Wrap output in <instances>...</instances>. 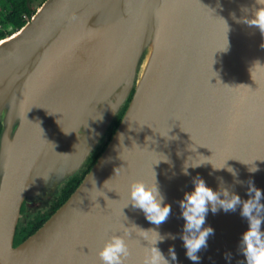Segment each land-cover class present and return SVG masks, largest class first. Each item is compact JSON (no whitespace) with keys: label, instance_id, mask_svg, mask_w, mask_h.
Masks as SVG:
<instances>
[{"label":"water","instance_id":"1","mask_svg":"<svg viewBox=\"0 0 264 264\" xmlns=\"http://www.w3.org/2000/svg\"><path fill=\"white\" fill-rule=\"evenodd\" d=\"M260 7L256 0H45L1 39L0 264H103L98 252L113 235L129 246L126 264H143L156 239L151 230L176 236L155 245L170 264H246L240 206L208 211L203 227L213 234L194 262L180 239L179 202L197 176L242 200L249 181L264 194V34L244 22ZM130 96L77 188L15 246L24 201L55 194ZM153 172L172 208L159 226L128 204L130 185L150 186Z\"/></svg>","mask_w":264,"mask_h":264},{"label":"clouds","instance_id":"2","mask_svg":"<svg viewBox=\"0 0 264 264\" xmlns=\"http://www.w3.org/2000/svg\"><path fill=\"white\" fill-rule=\"evenodd\" d=\"M256 3L262 7L255 11L253 18L245 19L244 22L249 26L257 27L264 34V0H256ZM224 167L215 169L219 170ZM226 170L234 176L236 175L235 170L231 167ZM258 170L256 167L249 168V172L252 173ZM184 174L188 175V172L185 170ZM193 185L192 191L186 192L179 202L181 216L185 221L180 239H182L183 246L186 249L187 258L198 262L200 258L197 253L207 247V239L213 234L211 227H203L209 210L214 214L218 209L225 212H234L237 206H240V215L246 218L248 228L241 236L239 251L245 257L246 264H264V231H262L264 204L261 203L264 194L254 187L251 181H249L247 189L250 198L247 200H242L239 195L230 193L224 188L213 191L198 176L193 179ZM164 200L165 197L161 194L155 181V173L154 183L150 186L143 181H135L130 185L128 204H131L134 209L142 210L145 218L157 226L166 222L172 213L171 205L165 204ZM151 231L156 234V239L151 242V247L143 264H170L169 259H166L161 250L155 245L163 242L166 238L176 239V236L172 234L161 236L158 232ZM125 235H128V233L126 232ZM130 255L131 252L126 240L118 235L110 237L98 252L103 264H126ZM168 255L172 262L177 260L174 246H169ZM230 255L226 254L225 258L230 259Z\"/></svg>","mask_w":264,"mask_h":264},{"label":"trees","instance_id":"3","mask_svg":"<svg viewBox=\"0 0 264 264\" xmlns=\"http://www.w3.org/2000/svg\"><path fill=\"white\" fill-rule=\"evenodd\" d=\"M34 0H0V14L1 21L4 25L5 31H0V39L9 36L14 31L20 29L27 21L30 20L32 15L36 12V8L33 6ZM43 0L42 2H44ZM132 96V93H131ZM129 97L127 103L118 114L116 120L113 122L111 128L97 145L88 160L83 164L82 168L75 172L51 197L47 204H44L42 208L38 209V212L32 215L27 221L22 224L18 223L14 245H18L28 236L33 234L43 223L68 199L72 192L80 184L84 176L89 172L97 158L106 148L111 136L115 132L131 98ZM3 129L2 123H0V135ZM26 209V202L22 204L21 212Z\"/></svg>","mask_w":264,"mask_h":264},{"label":"rangeland","instance_id":"4","mask_svg":"<svg viewBox=\"0 0 264 264\" xmlns=\"http://www.w3.org/2000/svg\"><path fill=\"white\" fill-rule=\"evenodd\" d=\"M43 0H34L33 1V6L37 9L40 7V5L43 3ZM82 168V167H81ZM80 168V169H81ZM79 169V170H80ZM78 171V170H77ZM57 192V191H56ZM54 195V193L49 194V196H47L44 199H37V198H33V199H26L25 201H27L26 203V209L23 211V213L21 214V218L19 219V223L22 224L23 222L27 221L29 218L32 217L33 214H35L36 212H38L39 208H42L44 204H47L48 201L51 199V197Z\"/></svg>","mask_w":264,"mask_h":264},{"label":"built area","instance_id":"5","mask_svg":"<svg viewBox=\"0 0 264 264\" xmlns=\"http://www.w3.org/2000/svg\"><path fill=\"white\" fill-rule=\"evenodd\" d=\"M3 30L5 31L6 29L4 28V25H3L2 21H1V14H0V31H3Z\"/></svg>","mask_w":264,"mask_h":264},{"label":"flooded vegetation","instance_id":"6","mask_svg":"<svg viewBox=\"0 0 264 264\" xmlns=\"http://www.w3.org/2000/svg\"><path fill=\"white\" fill-rule=\"evenodd\" d=\"M25 202L27 203V201H24V203H25ZM21 214H22V212H21ZM20 218H21V216H20Z\"/></svg>","mask_w":264,"mask_h":264}]
</instances>
